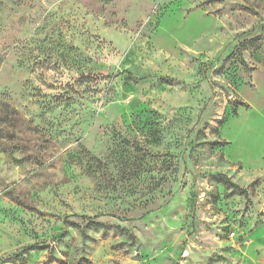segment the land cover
I'll use <instances>...</instances> for the list:
<instances>
[{"label":"rangeland","instance_id":"374dc122","mask_svg":"<svg viewBox=\"0 0 264 264\" xmlns=\"http://www.w3.org/2000/svg\"><path fill=\"white\" fill-rule=\"evenodd\" d=\"M47 261L264 264V0H0V264Z\"/></svg>","mask_w":264,"mask_h":264},{"label":"trees","instance_id":"16d2710c","mask_svg":"<svg viewBox=\"0 0 264 264\" xmlns=\"http://www.w3.org/2000/svg\"><path fill=\"white\" fill-rule=\"evenodd\" d=\"M226 185L230 188H235V189H239L240 193L243 195H246V191L243 189L238 188V186H236L235 184L231 183L230 181L226 180ZM92 225H96V224H92ZM44 264H48V261L45 262Z\"/></svg>","mask_w":264,"mask_h":264}]
</instances>
